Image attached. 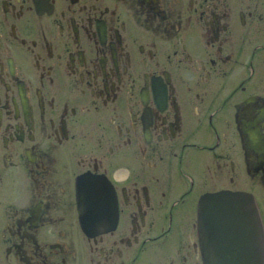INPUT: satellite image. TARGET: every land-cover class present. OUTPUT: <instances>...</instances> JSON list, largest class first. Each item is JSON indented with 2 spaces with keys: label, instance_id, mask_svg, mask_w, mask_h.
I'll return each mask as SVG.
<instances>
[{
  "label": "flooded vegetation",
  "instance_id": "af4514ba",
  "mask_svg": "<svg viewBox=\"0 0 264 264\" xmlns=\"http://www.w3.org/2000/svg\"><path fill=\"white\" fill-rule=\"evenodd\" d=\"M218 191L264 238V0H0V264H203Z\"/></svg>",
  "mask_w": 264,
  "mask_h": 264
},
{
  "label": "water",
  "instance_id": "95a60500",
  "mask_svg": "<svg viewBox=\"0 0 264 264\" xmlns=\"http://www.w3.org/2000/svg\"><path fill=\"white\" fill-rule=\"evenodd\" d=\"M78 197L79 202H85L86 195L79 193ZM113 204L110 200L109 213L113 212ZM197 213L203 264H264L262 229L249 194L230 191L204 194ZM106 227L110 226L103 229Z\"/></svg>",
  "mask_w": 264,
  "mask_h": 264
},
{
  "label": "bare ground",
  "instance_id": "6f19581e",
  "mask_svg": "<svg viewBox=\"0 0 264 264\" xmlns=\"http://www.w3.org/2000/svg\"><path fill=\"white\" fill-rule=\"evenodd\" d=\"M255 140V139H254ZM254 140H252V141H254ZM92 176V175H91ZM84 177V176H83ZM86 177H87V175H86ZM81 179V178H80ZM104 188V187H103ZM106 188H107V186H106ZM83 189V188H82ZM85 189V188H84ZM88 189H89V186H88ZM91 189V188H90ZM99 189H101L100 187H99ZM109 189V188H108ZM102 190V189H101ZM101 193V192H100ZM105 194V193H104ZM111 199V198H110ZM106 202H107V200H106ZM98 204V203H97ZM106 204V203H105ZM108 204V203H107ZM106 204V205H107ZM114 204H115V202H114ZM94 205V204H93ZM101 207V206H100ZM103 207V206H102ZM96 208V207H95ZM104 208V207H103ZM95 212V211H94ZM85 215V214H84ZM88 215V214H87ZM96 217V216H95ZM95 225V224H94ZM110 228V227H109ZM106 229H108V227L107 228H104V231L106 230ZM200 234V233H199ZM199 237V236H198ZM200 238V240H202V238L201 237H199ZM264 239V238H263Z\"/></svg>",
  "mask_w": 264,
  "mask_h": 264
}]
</instances>
